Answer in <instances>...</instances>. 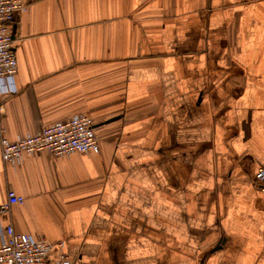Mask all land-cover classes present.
Listing matches in <instances>:
<instances>
[{
  "label": "crops",
  "instance_id": "crops-1",
  "mask_svg": "<svg viewBox=\"0 0 264 264\" xmlns=\"http://www.w3.org/2000/svg\"><path fill=\"white\" fill-rule=\"evenodd\" d=\"M19 1L4 136L88 115L99 152L0 154V226L74 264H264V0Z\"/></svg>",
  "mask_w": 264,
  "mask_h": 264
},
{
  "label": "built area",
  "instance_id": "built-area-1",
  "mask_svg": "<svg viewBox=\"0 0 264 264\" xmlns=\"http://www.w3.org/2000/svg\"><path fill=\"white\" fill-rule=\"evenodd\" d=\"M26 6L19 0H0V154L5 165H17L24 155L46 152L53 157L99 152L94 123L88 115H75L67 120L44 126L38 132L9 140L4 136L1 117L4 97L13 94L12 78L17 71V58L11 27L16 13ZM255 186L264 193V167L254 175ZM22 196L8 190L6 201L0 205V216L12 205L22 204ZM0 264H74L62 251V243L35 239L14 230L12 224L0 226Z\"/></svg>",
  "mask_w": 264,
  "mask_h": 264
}]
</instances>
